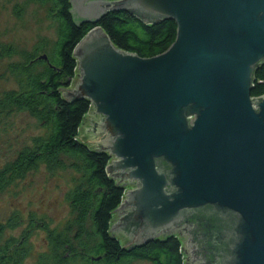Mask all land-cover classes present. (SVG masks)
<instances>
[{"label": "water", "instance_id": "water-1", "mask_svg": "<svg viewBox=\"0 0 264 264\" xmlns=\"http://www.w3.org/2000/svg\"><path fill=\"white\" fill-rule=\"evenodd\" d=\"M69 1L76 25L110 10L176 24L151 57L94 26L72 52L73 86L57 88L89 100L77 137L111 156L106 175L124 188L111 236L128 249L179 231L186 264H264V95H251L264 0Z\"/></svg>", "mask_w": 264, "mask_h": 264}, {"label": "trees", "instance_id": "trees-1", "mask_svg": "<svg viewBox=\"0 0 264 264\" xmlns=\"http://www.w3.org/2000/svg\"><path fill=\"white\" fill-rule=\"evenodd\" d=\"M26 1L49 4L50 15L57 24V39L52 50L42 54L46 40L31 50L0 44V58L18 57L7 63L6 70L16 87L0 92V125H11L14 115L27 113L41 129L0 164V193L41 167L50 174L70 169L74 182L67 193L71 217L63 227L51 228L48 220L38 221L31 214L28 226L18 236L6 235L7 229H14L19 223L16 213L8 221H0V264L22 261L29 251V232L35 226L45 230L47 244L37 257L38 264H118L129 254L154 264H183L181 239L175 235L154 239L129 252L111 236L112 210L120 204L124 188L106 175L111 156L104 151L95 152L77 137L78 125L89 112V100L66 102L57 90L70 87L76 79L77 59L72 52L94 26L102 27L116 47L151 57L164 52L174 41L175 22L164 19L146 24L123 10H110L95 24L76 25L68 10L69 0ZM43 54L46 58H39ZM253 80L251 95L263 94L264 63L254 70Z\"/></svg>", "mask_w": 264, "mask_h": 264}, {"label": "rangeland", "instance_id": "rangeland-1", "mask_svg": "<svg viewBox=\"0 0 264 264\" xmlns=\"http://www.w3.org/2000/svg\"><path fill=\"white\" fill-rule=\"evenodd\" d=\"M49 9V4L26 0H0V44H12L20 49L31 50L40 41L46 40V50L44 48L41 54L43 51L50 52L57 39V24L50 15ZM17 59V56L11 59L0 58V92L16 87L6 67L9 61ZM73 84L74 79L70 87ZM39 132L41 129L27 113L14 115L11 125H0V164L28 142L32 135ZM72 175L70 169L50 174L41 167L2 191L0 221L6 222L16 213L19 222L14 229H7L6 235L18 236L28 226L31 214L38 221L39 218L48 220L51 228L63 227L71 217L67 193L74 186ZM27 244L29 251L19 264H38L37 257L40 252L46 250L47 246L45 230L39 226L33 227L29 232ZM135 264L149 263L136 261Z\"/></svg>", "mask_w": 264, "mask_h": 264}, {"label": "flooded vegetation", "instance_id": "flooded-vegetation-1", "mask_svg": "<svg viewBox=\"0 0 264 264\" xmlns=\"http://www.w3.org/2000/svg\"><path fill=\"white\" fill-rule=\"evenodd\" d=\"M133 187V185L131 184V185H128L127 186V188H132ZM114 215L115 214H113V217L112 218H115L114 217ZM178 233H179V231H177L176 233H173V234H171V235H175V236H177V237H180V239H181V248H182V246H184V239L186 238V237H181L180 235H178ZM167 236H169V235H167ZM160 238H162V237H159V238H155V239H160ZM116 239H117V237H116ZM118 240V239H117ZM119 242H120V240H118ZM122 247V246H121ZM133 248H135V246L133 245V246H131L130 248H128V249H126V248H122L123 250H125V251H127V252H129V251H131ZM181 253L183 254V264H186L185 263V261H186V258L189 256V254H186V256L184 255V253L182 252V249H181ZM185 258V259H184ZM136 261H146V262H148L149 264H154L151 260H146V259H142V258H137L135 255H133V254H129V255H127V256H124L120 261H119V263L118 264H135V262Z\"/></svg>", "mask_w": 264, "mask_h": 264}, {"label": "built area", "instance_id": "built-area-1", "mask_svg": "<svg viewBox=\"0 0 264 264\" xmlns=\"http://www.w3.org/2000/svg\"><path fill=\"white\" fill-rule=\"evenodd\" d=\"M263 84H264V82H263ZM261 95H264V93L263 94H261ZM261 95H258V96H261ZM80 136V135H79ZM80 138V137H79Z\"/></svg>", "mask_w": 264, "mask_h": 264}]
</instances>
